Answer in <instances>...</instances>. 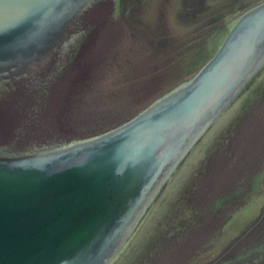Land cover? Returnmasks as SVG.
<instances>
[{"label":"water","instance_id":"water-1","mask_svg":"<svg viewBox=\"0 0 264 264\" xmlns=\"http://www.w3.org/2000/svg\"><path fill=\"white\" fill-rule=\"evenodd\" d=\"M263 88L264 0H0V264H138Z\"/></svg>","mask_w":264,"mask_h":264},{"label":"rangeland","instance_id":"rangeland-1","mask_svg":"<svg viewBox=\"0 0 264 264\" xmlns=\"http://www.w3.org/2000/svg\"><path fill=\"white\" fill-rule=\"evenodd\" d=\"M138 264H264V88L237 120L184 215Z\"/></svg>","mask_w":264,"mask_h":264},{"label":"flooded vegetation","instance_id":"flooded-vegetation-1","mask_svg":"<svg viewBox=\"0 0 264 264\" xmlns=\"http://www.w3.org/2000/svg\"><path fill=\"white\" fill-rule=\"evenodd\" d=\"M98 1V0H97ZM113 2H115V0H112ZM79 15H81V14H79ZM78 15V16H79ZM77 17V16H76ZM75 20H71L70 21V23L67 25V27H66V29L64 30V32H63V37L65 38V33H66V31L69 29V27H71V25L73 24V22H74ZM70 36H71V34H70ZM66 37H67V35H66ZM63 38V39H64ZM58 47V46H57ZM56 47V48H57ZM69 47V46H68ZM59 48L61 49L60 50V53L62 52V53H66V49H64L63 47H60L59 46ZM57 51V49H51V50H49L48 51V54H47V58L49 57V55H52V56H55V52ZM56 57L57 56H55V59H56ZM58 59H60V61H61V59H62V56H59V57H57ZM54 59V60H55ZM60 61L59 62H57V61H55V65L57 66L59 63H60ZM31 69V68H30ZM29 70V69H28ZM25 77V75L24 74H21V75H12V76H10V77H8L7 79L9 80V81H18L19 79H23Z\"/></svg>","mask_w":264,"mask_h":264}]
</instances>
